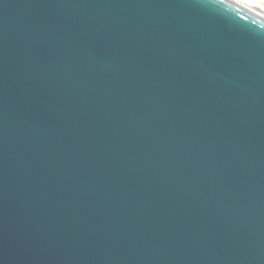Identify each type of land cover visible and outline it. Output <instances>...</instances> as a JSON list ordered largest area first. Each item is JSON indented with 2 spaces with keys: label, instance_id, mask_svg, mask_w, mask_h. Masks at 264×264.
<instances>
[{
  "label": "water",
  "instance_id": "95a60500",
  "mask_svg": "<svg viewBox=\"0 0 264 264\" xmlns=\"http://www.w3.org/2000/svg\"><path fill=\"white\" fill-rule=\"evenodd\" d=\"M0 264H264V20L0 0Z\"/></svg>",
  "mask_w": 264,
  "mask_h": 264
},
{
  "label": "bare ground",
  "instance_id": "6f19581e",
  "mask_svg": "<svg viewBox=\"0 0 264 264\" xmlns=\"http://www.w3.org/2000/svg\"><path fill=\"white\" fill-rule=\"evenodd\" d=\"M249 13L264 20V0H230Z\"/></svg>",
  "mask_w": 264,
  "mask_h": 264
}]
</instances>
